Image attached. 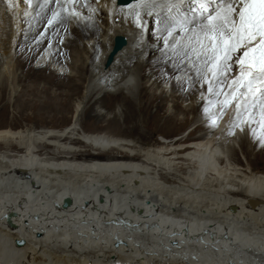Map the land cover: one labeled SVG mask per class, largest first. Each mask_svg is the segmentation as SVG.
Listing matches in <instances>:
<instances>
[{"label": "bare ground", "instance_id": "1", "mask_svg": "<svg viewBox=\"0 0 264 264\" xmlns=\"http://www.w3.org/2000/svg\"><path fill=\"white\" fill-rule=\"evenodd\" d=\"M41 2L24 16L23 0L15 14L0 0V89L7 87L10 102L23 77L15 70L16 46L30 39L39 48L51 34L47 21L41 25L48 11L36 15ZM89 3L99 7L92 22L67 23L89 68L83 96L116 102L111 111L93 108L86 123L84 105L76 101L66 126L0 127V264H167L169 258L170 264H260L264 147L247 127L228 135L232 107L219 116L218 127L207 123L203 107L214 99L207 85L202 100L199 85L185 90L175 79L165 81L163 70L180 73L161 55L155 14L145 15L141 39L135 19L117 11L133 2ZM83 11L89 14L87 7ZM116 35L127 44L106 67ZM49 51L50 46L34 60L25 52L19 65L47 70L51 83L75 81L64 64L47 59ZM50 97L58 101L53 91ZM167 104L166 130L183 122L172 107L191 122L174 137L154 139L140 123L122 119V107L128 122L137 108ZM192 127L201 131L188 132Z\"/></svg>", "mask_w": 264, "mask_h": 264}, {"label": "snow or ice", "instance_id": "2", "mask_svg": "<svg viewBox=\"0 0 264 264\" xmlns=\"http://www.w3.org/2000/svg\"><path fill=\"white\" fill-rule=\"evenodd\" d=\"M3 2L5 10L15 14L21 0ZM24 3L23 15L31 16L29 9L36 0ZM45 10L50 12L47 25L55 28L71 20L92 22L99 7L93 8L89 0H42L36 15ZM117 11L135 19L141 39L147 30L145 15L155 14V30L163 42L161 55L180 73L169 75L163 70L166 79H175L185 90L199 85L202 100L207 85V94L214 98L203 107L207 123L218 127L219 116L232 107L228 135L247 127L264 147V0H133ZM213 105L219 106L216 112L211 111Z\"/></svg>", "mask_w": 264, "mask_h": 264}, {"label": "rangeland", "instance_id": "3", "mask_svg": "<svg viewBox=\"0 0 264 264\" xmlns=\"http://www.w3.org/2000/svg\"><path fill=\"white\" fill-rule=\"evenodd\" d=\"M49 16L50 12H47L46 16L41 20V25L47 21ZM41 30L42 26L39 31ZM50 33L51 34L48 36L44 45L39 48H36L29 43L30 39L23 41L16 46L15 70L18 69L19 73L22 74L23 77L20 76L18 79L20 87L12 98V102L9 101V90L7 87L3 86L4 88L0 89V127L9 125L18 126L23 123L35 124L39 126L47 124H54L56 127L66 126L72 120L74 103L76 101H81L84 105L82 112L83 123L87 122V115L91 110H93V108L99 107L105 111L112 110V107L116 102L113 99H111L112 101L107 100L103 103H94V100H90V96H83L86 84H88L89 68L87 63L84 61L83 46L80 44L77 32L66 24L52 28ZM49 46L50 51L47 59H54L59 63L64 64L68 69H70V73L73 74L74 78H76L75 81H71L72 83L67 84L55 82L51 83L47 70L38 72L34 70V72L32 71L33 69L29 71V67L24 64L22 66L19 65L23 53L28 51L31 52L33 55L32 59L34 60V58H37L39 54ZM55 48H60V50H55ZM32 59L30 62H32ZM149 68V65L144 64L143 69L150 71ZM141 72L139 73L142 76ZM62 76L64 77V75ZM79 76H81L80 80ZM145 79H148V77L143 78V80ZM33 80L41 81L45 86L42 88L39 87V91L36 87H29V84ZM158 80L161 81L162 77H159ZM165 81H168V83L171 84L172 79L166 80L165 78ZM50 86L52 87L50 88ZM51 91H53V93L57 96L58 101H53V98L50 97ZM177 92L181 93L180 91ZM167 106L168 104L165 105L164 109L158 108L155 105L148 108H137L134 111L133 116H130L128 122V118L126 117L127 108L122 107V119H126V123H140L142 129L147 131V133H149V135H151L154 139L163 138V136L171 138L180 134V132L184 131L185 128L187 129L190 127L191 122L185 121V112L172 107L183 119V122L178 124L176 127L166 130L164 121L168 119V115L165 113L166 108H168ZM192 129H194V133H199L201 131L199 127H192L187 131L190 132ZM239 153L245 161H248L247 156L240 148Z\"/></svg>", "mask_w": 264, "mask_h": 264}, {"label": "water", "instance_id": "4", "mask_svg": "<svg viewBox=\"0 0 264 264\" xmlns=\"http://www.w3.org/2000/svg\"><path fill=\"white\" fill-rule=\"evenodd\" d=\"M133 0H117V3L120 5H127L131 3ZM127 44V39L123 35H116L114 38V46L110 51L105 66L108 67L112 63L115 54Z\"/></svg>", "mask_w": 264, "mask_h": 264}]
</instances>
